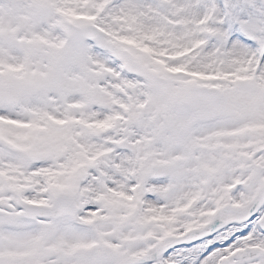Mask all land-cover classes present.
I'll return each instance as SVG.
<instances>
[{"label":"snow or ice","instance_id":"obj_1","mask_svg":"<svg viewBox=\"0 0 264 264\" xmlns=\"http://www.w3.org/2000/svg\"><path fill=\"white\" fill-rule=\"evenodd\" d=\"M0 264H264V0H0Z\"/></svg>","mask_w":264,"mask_h":264}]
</instances>
